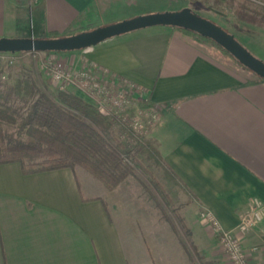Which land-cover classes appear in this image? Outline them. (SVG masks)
Segmentation results:
<instances>
[{
	"label": "crops",
	"instance_id": "obj_1",
	"mask_svg": "<svg viewBox=\"0 0 264 264\" xmlns=\"http://www.w3.org/2000/svg\"><path fill=\"white\" fill-rule=\"evenodd\" d=\"M143 2L127 10L124 0H0V37H24L16 31L24 15L16 13L26 4L37 23L30 36L43 38L169 10ZM261 7L250 0H195L190 9L231 22L229 31L248 42L264 37V20L243 21L238 13L259 17ZM39 54L72 68L94 65L132 83L156 105L158 121L147 138L159 158L151 161L184 196L181 229L165 221L156 229L147 217L131 224L125 200L112 195L121 183L108 192L69 168L23 174L19 163L10 162L0 164V264H232L195 212L207 208L224 228L234 229L250 199L264 203V80L172 26ZM70 91L91 102L86 92ZM238 238L250 263L264 264V220Z\"/></svg>",
	"mask_w": 264,
	"mask_h": 264
},
{
	"label": "trees",
	"instance_id": "obj_2",
	"mask_svg": "<svg viewBox=\"0 0 264 264\" xmlns=\"http://www.w3.org/2000/svg\"><path fill=\"white\" fill-rule=\"evenodd\" d=\"M238 18L253 23L264 20L257 13L239 12ZM179 29L233 58L211 39ZM51 37L59 35L48 38ZM138 105L143 109L155 106L141 96ZM16 122L22 139L13 137L3 127ZM116 124L92 102L73 92L57 91L51 95L29 77L0 84V164L17 162L23 174L69 168L74 175L79 171L89 174L108 192L113 191L134 174L132 163L109 142ZM137 144L147 160L159 158L155 143L149 138H137Z\"/></svg>",
	"mask_w": 264,
	"mask_h": 264
},
{
	"label": "rangeland",
	"instance_id": "obj_3",
	"mask_svg": "<svg viewBox=\"0 0 264 264\" xmlns=\"http://www.w3.org/2000/svg\"><path fill=\"white\" fill-rule=\"evenodd\" d=\"M118 1L120 2V0ZM136 1L137 0H124L126 4L125 9L130 10L135 7ZM143 1H147V3L150 4L153 3L156 7L163 6L169 8V10H177L175 8L178 6V4H188V6L185 7H191L192 1L195 0H142V2ZM116 5L117 4L112 7V10L114 8L117 9ZM242 6L246 7L248 10L250 9L249 4L244 3L242 4ZM258 7H260V5H258ZM257 12L260 13V16H264V8L261 7L257 9ZM20 14L24 15V18L19 22L17 27L18 29L16 31L18 33H25L24 37H29L31 31L33 30L32 32H34L35 35L37 31L36 18L34 17L32 10L29 9V6L27 4L24 9L17 11L16 15L18 17ZM206 15L201 16L210 19L213 23L231 33L229 31L232 30L231 22L225 23L214 15H209L208 13ZM8 16H14V14L11 13V15ZM213 17L215 21L211 19ZM221 24L226 29L221 26ZM231 34L233 35V33ZM233 36L257 59L264 63V37H262L261 39L256 38V41L254 40L244 42L239 37L235 35ZM44 60L45 59L42 54H35L34 56L29 53L24 54L21 52H18L16 54H0V84H12L19 78L29 77L36 83L39 88H46L51 95L55 96L57 91L59 90L57 89V87L55 89L56 84L51 81V79H49L50 77L48 78L44 73ZM70 89L66 91L72 92L70 91ZM138 98V94H131L129 96L127 112L130 117H135L136 119H139L141 123H144L150 114V110L141 108L138 105ZM18 126V122H16L9 125H4L3 127L5 131L13 137L22 139L23 134L19 131ZM149 131L150 130H148L147 132ZM109 142L113 146H115L121 153H123L127 160L132 163L134 167V174L126 178L112 194L114 199L119 198L125 200V215L127 216V218L133 221L130 223L135 225L137 224L136 222L139 218L141 219L142 217V219H144L145 217H147L149 225L155 226L156 229L160 227V223H164L165 221L166 224L172 225V228L179 231L181 228L178 218L183 214L182 210L185 206L184 196L173 186L171 180L162 172L160 167L156 165L154 161L147 160L145 158L140 150V147L137 144L136 135H133L132 132L126 129L123 126V123L118 122L115 125L113 133L111 134V136H109ZM78 173L87 174L82 171H79ZM161 215H163L164 217L166 216L167 220H163ZM195 217L198 223L201 224L202 229L205 230V227L207 229L209 228L208 225L199 218L198 211L195 212ZM219 262L220 264H229L227 260H221Z\"/></svg>",
	"mask_w": 264,
	"mask_h": 264
},
{
	"label": "built area",
	"instance_id": "obj_4",
	"mask_svg": "<svg viewBox=\"0 0 264 264\" xmlns=\"http://www.w3.org/2000/svg\"><path fill=\"white\" fill-rule=\"evenodd\" d=\"M250 1L264 6L256 0ZM21 53H29L33 56L37 54V52ZM43 68L59 91L78 88L86 92L91 102L101 113L111 117L117 123H123V126L133 135H136L137 138H146L149 133L147 131L154 127L158 121L159 116L156 105L149 109L150 114L144 123H141L135 117H130L127 112L129 96L131 94L141 96L140 89L120 77L109 75L106 71L94 65L89 64L81 68H72L48 58L43 61ZM198 215L208 225L213 235L217 237L222 250L232 264H251L242 248L238 234H246L264 220V203L256 198L250 199L245 210L239 215L234 229L224 228L215 214L207 208H201Z\"/></svg>",
	"mask_w": 264,
	"mask_h": 264
},
{
	"label": "water",
	"instance_id": "obj_5",
	"mask_svg": "<svg viewBox=\"0 0 264 264\" xmlns=\"http://www.w3.org/2000/svg\"><path fill=\"white\" fill-rule=\"evenodd\" d=\"M151 26L184 28L209 38L226 50L248 70L264 80V63L262 61L241 45L231 33L211 20L194 13L189 7L174 11L166 10L140 14L66 36L51 38H35L32 36L23 38L0 37V53L84 49L92 47L108 38Z\"/></svg>",
	"mask_w": 264,
	"mask_h": 264
}]
</instances>
